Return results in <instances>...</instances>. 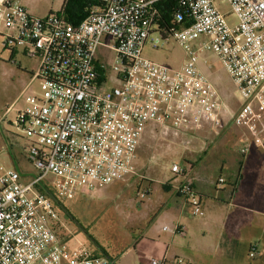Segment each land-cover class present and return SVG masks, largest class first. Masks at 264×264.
I'll return each mask as SVG.
<instances>
[{
	"label": "built area",
	"instance_id": "1",
	"mask_svg": "<svg viewBox=\"0 0 264 264\" xmlns=\"http://www.w3.org/2000/svg\"><path fill=\"white\" fill-rule=\"evenodd\" d=\"M88 1L91 12L75 26L65 18V3L40 17L18 0H0L5 45L23 47L38 60L32 80L40 84L39 95L25 98L15 121L37 175L27 184L15 170L0 176V264H109L85 250L66 252L52 228L59 215L38 187H55L67 197L80 185L94 195L137 175L138 145L149 126L167 132L218 125L228 109L201 69L199 52L213 53L238 90L243 105L237 119L256 118L254 102L264 86V0H174L178 26L171 27L160 24L158 6L165 0ZM152 34L160 36L151 39L154 48L174 38L184 49L180 67L143 55ZM202 37L207 40L194 48ZM170 172L182 179L178 192L191 215L203 217L189 169L173 164ZM163 230L185 236L179 225ZM256 255L251 248L249 256ZM149 264L167 261L151 258Z\"/></svg>",
	"mask_w": 264,
	"mask_h": 264
},
{
	"label": "rangeland",
	"instance_id": "2",
	"mask_svg": "<svg viewBox=\"0 0 264 264\" xmlns=\"http://www.w3.org/2000/svg\"><path fill=\"white\" fill-rule=\"evenodd\" d=\"M18 1L32 15L40 17L59 12L65 3V0ZM223 10L227 12L229 8L225 5ZM157 37L160 36L152 34L149 37L143 55L170 68L180 67L185 60L184 49L174 38L154 48L151 39ZM206 40L202 37L192 42V46L199 49ZM23 51V47L5 45V38L0 34V176L7 170H15L22 176V183L27 184L37 172L27 159V141L16 128L15 121L25 106V98L39 95L40 84L32 80L38 60L26 56ZM199 53L200 63L206 67L204 72L219 90L221 101L228 109L220 114L219 124L213 125L210 133L204 132L205 124L200 128L167 132L162 126L151 125L138 145L136 176L108 185L94 195H85L81 186L76 185L71 195L60 197L53 187L62 207L57 212L59 220L52 228L66 248L86 247L97 255L104 251L112 259L109 264H140L134 250L136 242L158 228L163 232L166 224L173 225L172 218L166 219L165 214L176 200V190L164 189L166 184H176L170 172L173 164L189 168L188 161L195 162L215 183L221 174H228L221 171L225 160L220 151L224 147L238 156L247 145L251 153H264V86L254 102L255 120L240 122L237 118L243 101L231 78L213 53ZM9 107L12 109L7 113ZM208 149L212 150L207 153ZM241 156L239 158L243 159ZM263 159L259 167L264 177ZM47 182L52 186L50 180ZM142 193L146 194L144 199L140 198ZM187 210L191 212L188 206ZM248 254V247L243 246L238 256L246 260Z\"/></svg>",
	"mask_w": 264,
	"mask_h": 264
},
{
	"label": "crops",
	"instance_id": "3",
	"mask_svg": "<svg viewBox=\"0 0 264 264\" xmlns=\"http://www.w3.org/2000/svg\"><path fill=\"white\" fill-rule=\"evenodd\" d=\"M200 66L203 71L206 69L205 64L200 63ZM204 126L205 133L212 131L211 123ZM224 150L220 151L225 160L221 171L228 174H221L215 183L208 179L204 168L188 161L187 169L194 178V189L205 212L203 217H194L187 210L178 192L182 179L174 177L175 187L164 185L176 190V200L168 207L165 218H172V226L183 227L185 236L167 234L160 228L152 235L142 236L134 247L140 264H149L151 258L166 259L167 264L177 259L186 264H264V177L259 167L264 153L247 151L241 153L243 159H240L232 149L224 147ZM220 178L223 183L219 182ZM54 207L59 213L60 209ZM243 246L248 247V253L255 248L257 255L251 258L248 254V258L242 260L238 253ZM65 249L71 254L85 250L92 256L97 255L86 247ZM100 256L107 257V253L103 251Z\"/></svg>",
	"mask_w": 264,
	"mask_h": 264
},
{
	"label": "trees",
	"instance_id": "4",
	"mask_svg": "<svg viewBox=\"0 0 264 264\" xmlns=\"http://www.w3.org/2000/svg\"><path fill=\"white\" fill-rule=\"evenodd\" d=\"M92 6V3L88 0H67L63 8V13L65 18L76 26L89 15L92 10ZM158 7L162 18V21L160 22L161 25L164 27H171L172 25L178 26V24L174 22V10L176 8V2L174 0H165L160 3ZM164 189L168 190L167 186H164ZM38 190L44 193L49 198V200H51L54 205L61 210L62 205L60 204V201L53 192L52 188L48 187L46 184H43L38 187ZM94 256L104 257L109 262L112 260L108 256V253L107 257L100 255Z\"/></svg>",
	"mask_w": 264,
	"mask_h": 264
}]
</instances>
